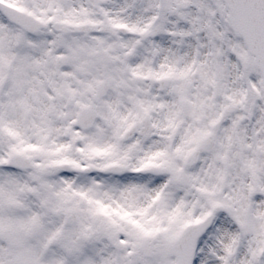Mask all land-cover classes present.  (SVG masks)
<instances>
[{
  "label": "snow or ice",
  "instance_id": "snow-or-ice-1",
  "mask_svg": "<svg viewBox=\"0 0 264 264\" xmlns=\"http://www.w3.org/2000/svg\"><path fill=\"white\" fill-rule=\"evenodd\" d=\"M0 264H264V0H0Z\"/></svg>",
  "mask_w": 264,
  "mask_h": 264
}]
</instances>
